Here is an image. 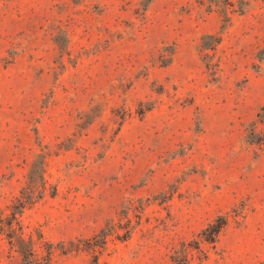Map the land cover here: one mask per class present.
<instances>
[{"label":"rangeland","instance_id":"rangeland-1","mask_svg":"<svg viewBox=\"0 0 264 264\" xmlns=\"http://www.w3.org/2000/svg\"><path fill=\"white\" fill-rule=\"evenodd\" d=\"M42 164L0 264H264V0H0L6 214Z\"/></svg>","mask_w":264,"mask_h":264},{"label":"trees","instance_id":"trees-1","mask_svg":"<svg viewBox=\"0 0 264 264\" xmlns=\"http://www.w3.org/2000/svg\"><path fill=\"white\" fill-rule=\"evenodd\" d=\"M44 177L45 168L42 164L39 176L35 177L37 184L40 185L41 188L40 191L38 190V194H35V191L20 192V196L14 197L11 205L8 206L10 209L9 214H6L5 211L0 208V234L5 237L7 243L10 246L14 248L15 246H18L19 253L25 261L34 260V257L37 255L35 245L39 244L42 239L41 235L37 236L35 242L31 237L28 239L25 238V232L20 222V216H22L27 207L36 204L41 200L42 197H44L46 192V182ZM221 228V226L215 228L214 226L210 225L207 229H205L203 231V237L205 238V241L210 244H214L218 239ZM47 245L48 250L46 260L50 261V256H52L54 250L51 243ZM187 259V256L181 255L178 257V259L173 261V264H188Z\"/></svg>","mask_w":264,"mask_h":264}]
</instances>
